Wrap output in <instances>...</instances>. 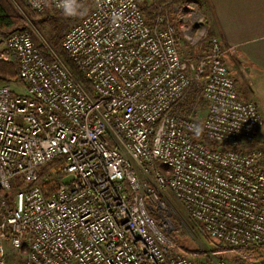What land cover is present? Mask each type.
<instances>
[{
	"label": "built area",
	"instance_id": "obj_1",
	"mask_svg": "<svg viewBox=\"0 0 264 264\" xmlns=\"http://www.w3.org/2000/svg\"><path fill=\"white\" fill-rule=\"evenodd\" d=\"M79 2L89 12L61 46L89 88L27 30L2 43L23 89L0 84V264H264L263 119L237 88L228 47L211 35L203 56L182 57L178 27L163 14L149 24L138 0ZM171 7L182 29L203 18L193 0ZM192 85L204 112L174 110ZM58 156L63 174L46 196L39 168ZM164 189L221 249H171Z\"/></svg>",
	"mask_w": 264,
	"mask_h": 264
},
{
	"label": "crops",
	"instance_id": "obj_2",
	"mask_svg": "<svg viewBox=\"0 0 264 264\" xmlns=\"http://www.w3.org/2000/svg\"><path fill=\"white\" fill-rule=\"evenodd\" d=\"M203 15L202 20L181 28L168 4L163 13L165 24L178 27L180 41L194 38L202 31L217 36L228 47L227 65L235 78L240 94L258 105L264 125V0H193ZM199 28V30H198ZM188 32H187V31ZM209 35L199 55L182 54V57H201L209 48ZM179 41V39H178ZM180 46V47H179ZM197 52V50L195 51ZM262 128V127H261ZM260 128V129H261Z\"/></svg>",
	"mask_w": 264,
	"mask_h": 264
},
{
	"label": "trees",
	"instance_id": "obj_3",
	"mask_svg": "<svg viewBox=\"0 0 264 264\" xmlns=\"http://www.w3.org/2000/svg\"><path fill=\"white\" fill-rule=\"evenodd\" d=\"M183 0H138L140 9L145 16L146 21L151 24L159 14L165 12V7L173 2ZM16 3L27 15L33 18L32 22H35L46 35L45 42L35 44L39 51L44 55L47 60H51L53 57L50 53L48 46L63 60V62L71 70L75 78L85 87L89 88L88 83L83 79L79 69L72 62L66 51L61 46V39L65 31H67L73 24L78 22L83 16H85L90 9V6L86 2H79L82 5V12L75 17H65L61 10H55L50 6H46L42 12H35L29 10L22 0H0V35L8 33L11 28L17 26V23L21 21V14L18 12ZM70 22L72 25H70ZM8 31V32H7ZM48 45V46H47ZM17 64L15 59L3 60L0 58V83H8L17 78ZM196 87L190 88L184 95L182 102L177 103L174 110L183 111L185 105H193L196 98ZM63 157H55L52 160L46 162L39 168L38 179L36 184L41 187L46 196L50 195L57 187L58 178L63 174ZM157 166L160 168L161 163L157 162ZM21 185L16 183L15 186ZM1 212L3 209L1 208ZM173 223V221L171 220ZM193 226L199 229L198 224L194 221ZM200 230V229H199ZM173 233H170V238Z\"/></svg>",
	"mask_w": 264,
	"mask_h": 264
},
{
	"label": "rangeland",
	"instance_id": "obj_4",
	"mask_svg": "<svg viewBox=\"0 0 264 264\" xmlns=\"http://www.w3.org/2000/svg\"><path fill=\"white\" fill-rule=\"evenodd\" d=\"M22 1L25 3L26 7L29 10L34 11L31 8H29V6L26 4V2L24 0H22ZM14 5L16 6L18 12L21 14L22 17H21V21L18 22L17 26L13 27V29L22 28V29L27 30L30 33V35L32 36V39H33L35 44H39L41 41L45 42L46 35H44L41 28L35 22H32L33 18L32 17L30 18L27 15L26 11L23 10L19 5H17L16 3H14ZM200 13H201V10H200ZM197 18H198V16H196V15H194L193 18H191V19L188 18L186 24H189L192 21L195 22L197 20ZM71 23H73V22H70V25H72ZM11 30H12V28H11ZM198 30H199V28H198ZM6 34L7 33L0 35V50L3 47L2 43H3V40L6 36ZM208 35L211 36L210 33H207L206 36H208ZM178 39H179L178 43L181 46L182 54H191V55L202 54V52H198V51L200 50L199 48H202V46H205V39L204 38L202 40H200V42L198 44H196L195 46H193L189 42V40H185V41L181 42L179 37H178ZM196 50H197V52H195ZM9 58H11V56ZM11 59H9L8 61H10ZM2 83H4V82H2ZM2 83H0V84H2ZM8 84H11L13 89L17 90V91H22V89H23L22 83H20V81L17 79L12 80L11 82H8ZM192 87L197 88L195 103L191 106L185 105V107L191 109L193 106H197V108H200L199 114H202L204 112V108H205L204 103L205 102H204L203 98L199 95V87L200 86L199 85H192L190 88H192ZM183 99H184V97H183ZM258 105L260 108L259 101H258ZM256 143L261 145V146H264V125L262 126V128L259 130V132L257 134ZM162 196H163V199L167 202V204L170 206V209H171L170 220L173 221V223H172L173 227L170 228L169 235H170V233H173L172 236H174V238L173 239L171 238V240L170 239L169 240L171 243V249L173 251L193 255L195 257H202V256L206 255L205 254L206 252H209L212 249L213 250H219L222 248V246L215 245L209 238H207L205 236V234L201 230H199L198 228L196 229V227L193 226V222L190 219L188 213L183 208V206L179 203V201L173 196L171 191H169L168 189H164L162 191ZM1 215H2V212H1V208H0V217H1ZM153 217L156 221L160 220V216L158 214H154ZM6 249H7V252L9 254H11V255L13 254V251H14L13 248H11L10 246L7 245ZM203 252H204V254H203Z\"/></svg>",
	"mask_w": 264,
	"mask_h": 264
},
{
	"label": "clouds",
	"instance_id": "obj_5",
	"mask_svg": "<svg viewBox=\"0 0 264 264\" xmlns=\"http://www.w3.org/2000/svg\"><path fill=\"white\" fill-rule=\"evenodd\" d=\"M34 6L40 7L41 0H34ZM56 7L61 10L62 14L65 17H75L81 14L82 12V5L79 3V0H56ZM207 35L206 31L200 32L194 38L190 37L189 42L195 46L205 38ZM201 129L198 126H194L193 132L195 134H199ZM0 254H2V250H0Z\"/></svg>",
	"mask_w": 264,
	"mask_h": 264
}]
</instances>
